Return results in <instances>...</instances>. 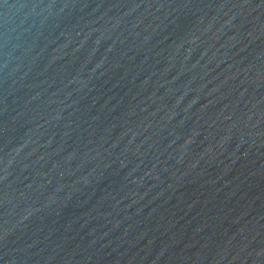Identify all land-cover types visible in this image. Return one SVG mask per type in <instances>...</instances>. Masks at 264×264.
<instances>
[{"label":"water","instance_id":"obj_1","mask_svg":"<svg viewBox=\"0 0 264 264\" xmlns=\"http://www.w3.org/2000/svg\"><path fill=\"white\" fill-rule=\"evenodd\" d=\"M0 264H264V0H0Z\"/></svg>","mask_w":264,"mask_h":264}]
</instances>
